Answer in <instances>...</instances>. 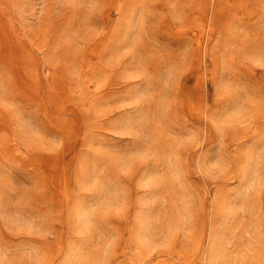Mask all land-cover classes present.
<instances>
[{"label":"rangeland","instance_id":"1","mask_svg":"<svg viewBox=\"0 0 264 264\" xmlns=\"http://www.w3.org/2000/svg\"><path fill=\"white\" fill-rule=\"evenodd\" d=\"M0 264H264V0H0Z\"/></svg>","mask_w":264,"mask_h":264},{"label":"snow or ice","instance_id":"2","mask_svg":"<svg viewBox=\"0 0 264 264\" xmlns=\"http://www.w3.org/2000/svg\"><path fill=\"white\" fill-rule=\"evenodd\" d=\"M209 147V150L207 151L206 153V159L208 161H212V160H215L217 159V153L215 152V150L212 148L211 145L208 146ZM203 151V150H202Z\"/></svg>","mask_w":264,"mask_h":264}]
</instances>
